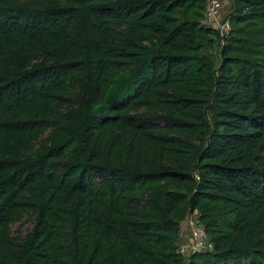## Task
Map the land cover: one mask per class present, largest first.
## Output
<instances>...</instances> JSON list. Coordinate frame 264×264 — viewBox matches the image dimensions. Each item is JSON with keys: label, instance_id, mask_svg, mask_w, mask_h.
<instances>
[{"label": "trees", "instance_id": "16d2710c", "mask_svg": "<svg viewBox=\"0 0 264 264\" xmlns=\"http://www.w3.org/2000/svg\"><path fill=\"white\" fill-rule=\"evenodd\" d=\"M186 2L0 0V264H264V0Z\"/></svg>", "mask_w": 264, "mask_h": 264}, {"label": "rangeland", "instance_id": "374dc122", "mask_svg": "<svg viewBox=\"0 0 264 264\" xmlns=\"http://www.w3.org/2000/svg\"><path fill=\"white\" fill-rule=\"evenodd\" d=\"M208 0H205V7L201 6L199 4V2L193 1V0H187L186 2V6L182 9V13H181V17L185 20H199V22H201L203 24V20L205 17V12H206V3ZM222 4V9H221V13L219 16V21L220 23L224 22L222 21L225 17H227V15L230 13L231 10V6L233 4V0H219ZM216 23V22H215ZM211 37H214L213 34H211ZM218 47V46H217ZM212 57H213V66H217L219 63V58L217 57V54L215 52L214 47H208L206 46L203 49V53H202V58H205L207 61H209V63H211L212 61ZM211 75V71L208 74V77ZM212 84V81L209 82ZM210 84V85H211ZM154 196V194H153ZM144 199L141 200V202H145L146 198H147V193L146 191H144L143 194ZM158 197V190L155 189V198ZM215 213L209 208V207H202L195 209L193 212L192 210L189 211V213L187 214V219H193L198 221V223L200 225H202L203 227L206 225L205 220H208L212 217H214ZM200 217H202L203 222H201ZM186 219V218H185ZM34 225V217L33 216H24L23 218H21L18 222H14L11 224L10 228H11V234L14 236V238H16L17 240H22L25 238V236L31 231L32 227ZM173 228L175 229V231L179 232V239H177L176 241H172L170 244H168V246L164 249L165 252H169L172 249H175L176 251H180V248L183 244H186L188 242L187 237L180 232V228L179 226H173ZM205 228V227H204ZM208 238L209 240L211 239L209 234H208ZM183 258L187 259V256L182 255ZM188 261L186 260V263Z\"/></svg>", "mask_w": 264, "mask_h": 264}, {"label": "built area", "instance_id": "2783aa9c", "mask_svg": "<svg viewBox=\"0 0 264 264\" xmlns=\"http://www.w3.org/2000/svg\"><path fill=\"white\" fill-rule=\"evenodd\" d=\"M221 9L222 4L219 0H208L203 24L217 28L221 35H227L231 27L228 20H222L224 22L220 23L219 16ZM180 232L188 239V242L183 244L180 248L182 255L188 257L190 252L211 250L213 248L205 228L192 218L187 219L186 217V219L182 221Z\"/></svg>", "mask_w": 264, "mask_h": 264}, {"label": "clouds", "instance_id": "9594fccd", "mask_svg": "<svg viewBox=\"0 0 264 264\" xmlns=\"http://www.w3.org/2000/svg\"><path fill=\"white\" fill-rule=\"evenodd\" d=\"M186 217H187V216H186ZM184 220H185V219H184ZM184 220H183V221H184ZM181 223H182V222H181ZM180 226H181V224H180Z\"/></svg>", "mask_w": 264, "mask_h": 264}]
</instances>
